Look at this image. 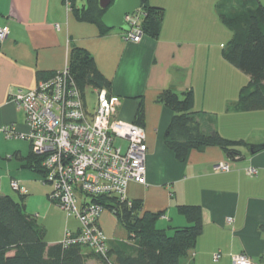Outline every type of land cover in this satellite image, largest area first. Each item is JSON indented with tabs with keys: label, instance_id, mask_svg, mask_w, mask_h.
<instances>
[{
	"label": "crops",
	"instance_id": "crops-1",
	"mask_svg": "<svg viewBox=\"0 0 264 264\" xmlns=\"http://www.w3.org/2000/svg\"><path fill=\"white\" fill-rule=\"evenodd\" d=\"M219 3L148 0L150 6L163 10L160 33L157 38L144 35L133 43L122 38L123 31L111 30L101 36L95 25L76 21L62 0H0V28L8 29L7 38L0 43V127L9 125L26 133L25 115L10 102V95L34 88L39 81L37 73L57 74L67 69L72 47L84 50L109 82L110 96L119 101L117 118L138 124L146 137V183H130L127 200L141 202L140 215L163 213L156 226L168 235L173 228L189 226L178 213L179 206L202 210L203 230L180 264H231V256L241 253L253 264H264V150L251 154L243 147L239 158L231 160L220 148L207 147L190 151L181 163L163 141L177 111L165 105L162 96L171 94L182 101L189 93L190 111L204 134L216 131L228 140L264 145V109H235L239 93L250 79L223 57L232 34L219 19ZM222 35L228 36L224 42ZM30 154L13 156L35 179L20 171L9 174L11 181L27 190V196L34 192L33 187L38 188L36 180L48 186L42 183L43 175L24 168ZM219 163H227L229 172H215ZM250 169L255 170L254 175L248 174ZM49 193H41L45 202ZM32 194L24 198L25 211L36 196ZM0 195L5 196L1 188ZM35 218L46 227V213L35 214ZM98 226L102 231L101 218ZM78 228V222L72 231L66 228L60 243L66 232L77 234ZM116 241L127 242L112 237L107 246ZM92 252L83 247L84 255ZM217 253L220 258L214 261ZM109 260L114 263L112 257ZM85 264L103 262L88 257Z\"/></svg>",
	"mask_w": 264,
	"mask_h": 264
},
{
	"label": "trees",
	"instance_id": "trees-1",
	"mask_svg": "<svg viewBox=\"0 0 264 264\" xmlns=\"http://www.w3.org/2000/svg\"><path fill=\"white\" fill-rule=\"evenodd\" d=\"M219 1V19L232 34L224 48L223 57L250 79L241 89L235 109H264V4L262 0ZM99 2L100 0H84L77 7L75 0H62L65 7L66 3L69 4L68 9L76 21L95 25L100 35L104 36L111 31L101 24L105 10L100 7ZM234 3L237 4L240 15L224 16L221 5ZM139 9L145 14L141 24L144 35L157 38L163 18L162 8L150 6L148 0H140ZM68 70L82 93L88 87L109 88V82L97 71L92 57L84 50L72 47ZM52 76L53 73H37L39 80ZM161 99L165 105L177 111L163 141L181 163L190 151H200L207 147L220 148L231 160L239 158L241 147H246L251 154L264 150V145H248L242 141L228 140L216 131L204 134L195 113L190 111L192 98L189 93L185 94L182 101L171 94L163 95ZM138 115H141L140 109ZM39 162L31 153L24 168L42 175ZM26 196L27 194L19 193L17 198L0 195V264H85L88 257H95L106 264V260L94 252L84 255L85 246L78 243L47 245L45 231L35 218H30L25 213ZM97 203L114 215L127 234V242L116 241L108 245L107 255L113 258L115 264H180L203 230L202 210L198 206H179L178 213L186 219L189 226L173 228L172 234L168 235L156 226L163 213L145 212L140 215V201H132L130 207L114 199H100Z\"/></svg>",
	"mask_w": 264,
	"mask_h": 264
},
{
	"label": "built area",
	"instance_id": "built-area-1",
	"mask_svg": "<svg viewBox=\"0 0 264 264\" xmlns=\"http://www.w3.org/2000/svg\"><path fill=\"white\" fill-rule=\"evenodd\" d=\"M144 16L138 9L124 17L128 29L122 32L125 41H141ZM7 36L8 29L0 28V43ZM93 94L95 104L90 111L85 94L68 68L39 80L30 90H17L9 99L24 113L27 131L18 133L13 126H3L0 138L29 143L32 155L41 162L42 183L51 186L48 198L67 217L77 220V234L66 232L63 244L89 247L106 264H114L107 255V238L98 226L104 208L97 201L114 199L131 206L126 198L127 187L130 183L145 185L148 149L143 129L117 118L118 99L110 96L107 88L94 89ZM116 140L125 142V147L115 144ZM229 170L227 163L214 168L217 173ZM248 174L254 175L255 170L250 169ZM10 188L27 194L15 180L10 182ZM219 258V253L213 255L214 261ZM231 264L253 262L245 254H237L231 256Z\"/></svg>",
	"mask_w": 264,
	"mask_h": 264
},
{
	"label": "rangeland",
	"instance_id": "rangeland-1",
	"mask_svg": "<svg viewBox=\"0 0 264 264\" xmlns=\"http://www.w3.org/2000/svg\"><path fill=\"white\" fill-rule=\"evenodd\" d=\"M84 0H75V4L77 7H80L83 4ZM221 13L226 17H236L237 15H240V11L238 9V6L236 3L234 4H222L221 5ZM227 35L225 38V35H222L220 37L221 41L224 42L227 39ZM85 97L88 104V109L91 111L94 104V94L92 92V88L88 87L85 91ZM263 132H261V138H262ZM115 144L122 145V147H125L126 143L120 140H116ZM29 143L26 141H20V140H0V188L1 193L13 198H17V193L13 191L9 187L10 183V173H14L16 171H20L23 173L28 174L32 177V179H35L34 175L29 173L28 171H25L24 169H21V163L18 161L13 155L14 153H21V155L26 156L31 150H30ZM240 151H243V147L239 148ZM35 186L38 188H34V192H30L36 195L32 202L30 203V207L25 213L30 218H35V214H40L43 216L45 213L47 214L48 221L46 222V227L41 226L42 229L45 231L44 239L45 241H56L55 243L58 244L63 240L65 229L68 228L72 231V229L76 228L77 222L76 220L71 217L68 220H66V213L60 209L56 204L52 203L48 197H46V202L42 198V192L46 193L51 189V186L43 187L38 180H36ZM5 190H7L5 192ZM31 191V190H30ZM40 192V193H39ZM40 194V195H37ZM30 194V196H31ZM32 194V195H33ZM48 195V194H47ZM29 195L27 197H30ZM50 204L52 207H49ZM104 221V228L102 226V232L104 236L109 238H115L117 240H127V234L124 231V229L117 224L115 217L108 213L107 211H102V216L100 215L99 220ZM103 218V219H102ZM36 221H39L35 218ZM48 232V233H47Z\"/></svg>",
	"mask_w": 264,
	"mask_h": 264
},
{
	"label": "water",
	"instance_id": "water-1",
	"mask_svg": "<svg viewBox=\"0 0 264 264\" xmlns=\"http://www.w3.org/2000/svg\"><path fill=\"white\" fill-rule=\"evenodd\" d=\"M99 5L105 10L101 24L106 30L127 31L124 17L139 9L140 0H100Z\"/></svg>",
	"mask_w": 264,
	"mask_h": 264
}]
</instances>
